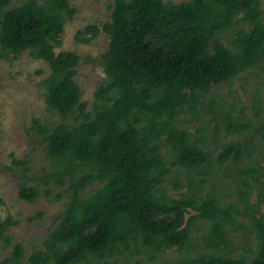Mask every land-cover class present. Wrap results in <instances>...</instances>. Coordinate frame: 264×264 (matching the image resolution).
Wrapping results in <instances>:
<instances>
[{
    "label": "trees",
    "instance_id": "1",
    "mask_svg": "<svg viewBox=\"0 0 264 264\" xmlns=\"http://www.w3.org/2000/svg\"><path fill=\"white\" fill-rule=\"evenodd\" d=\"M73 1L25 0L11 7L10 0H0V59L13 61L30 52L46 62L51 70L43 81L46 107L62 118L58 124L34 119L29 132L41 139L50 168L39 177L42 183L39 178L33 185L23 183L19 198L32 203L42 195L56 201L67 196L68 201L28 264H120V257L138 251L150 252L155 261L172 249L190 250L199 222L209 227L201 243L205 250L162 264H264V214L259 217L249 202L255 187L264 202L259 161L238 173L243 208L203 196L205 179H190L179 197L165 188L170 167L202 175L211 156L204 137L180 127L182 113L209 112L223 121L229 136L252 128L236 122L229 111L222 115L214 100L201 98L251 68H264L262 0H113L110 20L102 28L86 26L77 36L84 43L102 32L109 38L101 56L105 78L91 110L76 80L81 56L56 52L77 13ZM260 131L264 138V125ZM244 146H224L219 166L231 161L239 166ZM164 149L172 158L170 167ZM16 164L29 172L26 161ZM173 184L183 188L178 181ZM54 187L64 192L55 194ZM240 218L249 219V227ZM14 225L11 217L0 219V241L12 247L0 264H27L24 245L13 244L7 235ZM229 229L257 231L252 260L233 257Z\"/></svg>",
    "mask_w": 264,
    "mask_h": 264
},
{
    "label": "rangeland",
    "instance_id": "2",
    "mask_svg": "<svg viewBox=\"0 0 264 264\" xmlns=\"http://www.w3.org/2000/svg\"><path fill=\"white\" fill-rule=\"evenodd\" d=\"M10 1L13 7L21 5L25 0ZM112 1H73L77 13L74 19L67 22L61 38L62 43L56 48L57 53L72 51L81 56L76 80L83 90V100L89 104V110L95 100V93L105 78L101 56L109 48V38L102 32L92 42L84 43L78 41L77 36L79 31L89 25L102 28L111 18ZM164 1L182 3L189 0ZM261 8L264 18V0ZM222 42L227 44L228 39L223 36ZM50 73L49 65L42 60L34 59L30 52L23 53L13 61L0 59V219L4 221L11 217L16 222L7 235L13 244L24 245L27 264L28 258L36 249H43L45 239L55 227L68 201L67 196L63 201H56L46 199L42 195L32 203L19 198V188L23 183L35 184L36 178H39L45 169L50 168V160L46 157L41 139L33 138L29 134L33 120L40 119L42 124L62 122V118L56 112L48 111L46 107L43 81ZM201 99L205 102L214 100L219 105L216 110L223 112L222 115L225 116L229 111L236 122L249 124L252 128L243 134L229 136L223 128V121L221 119L215 121L209 112L205 111L199 116L182 113L178 118L180 127L198 137H204L206 141L204 147L210 151L211 156L205 165L204 174L201 175L181 167L171 168L172 158L167 155V149H164L167 166L171 170L165 188L168 194L179 197L182 192L187 191L190 179L196 181L205 179L203 196L212 194L221 204L236 203L243 208L238 197V191L242 187L237 178L239 171L255 166L257 161L264 167V138L260 131L264 125V68L260 66L251 68L233 80L215 86L210 94L204 95ZM204 128L207 131L203 133ZM231 142L244 143V148L247 149L246 157L239 166L234 165L232 161L219 166L217 156L223 147ZM18 161H26L29 172H25L21 165H17ZM259 171L264 174V169L259 168ZM174 181L180 182L183 188L177 190ZM261 181H264V178ZM38 182L42 183V179L39 178ZM97 187L95 185L88 191H94ZM258 188L252 190L249 202L259 211L260 217L264 214V202L259 195L262 192ZM53 192L55 194L64 192V188L54 187ZM41 213L40 217H36ZM239 222L249 227L251 221L240 218ZM196 227L200 231L193 233V247L188 250L189 252L172 249L160 254L157 260L151 261L150 252L138 251L139 253L120 257V264L140 262L162 264L175 261L187 253L190 257H195L205 250L201 245L202 238L209 232L208 224L205 222H199ZM228 232V239L231 242L228 249H231L233 257L244 255L249 261L252 260V250L255 251L258 244L257 231L250 229L235 232L229 229ZM11 248L0 241V262L10 255Z\"/></svg>",
    "mask_w": 264,
    "mask_h": 264
}]
</instances>
